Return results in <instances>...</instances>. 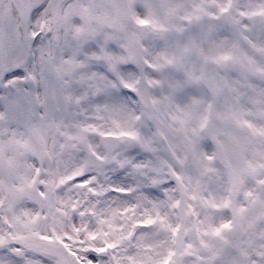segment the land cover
I'll return each mask as SVG.
<instances>
[{
    "label": "snow or ice",
    "instance_id": "obj_1",
    "mask_svg": "<svg viewBox=\"0 0 264 264\" xmlns=\"http://www.w3.org/2000/svg\"><path fill=\"white\" fill-rule=\"evenodd\" d=\"M0 264H264V0H0Z\"/></svg>",
    "mask_w": 264,
    "mask_h": 264
}]
</instances>
